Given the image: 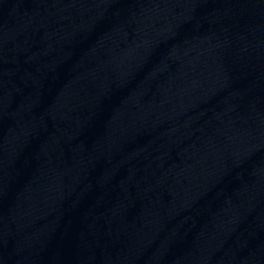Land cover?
<instances>
[{"label":"water","instance_id":"95a60500","mask_svg":"<svg viewBox=\"0 0 264 264\" xmlns=\"http://www.w3.org/2000/svg\"><path fill=\"white\" fill-rule=\"evenodd\" d=\"M0 264H264V0H0Z\"/></svg>","mask_w":264,"mask_h":264}]
</instances>
